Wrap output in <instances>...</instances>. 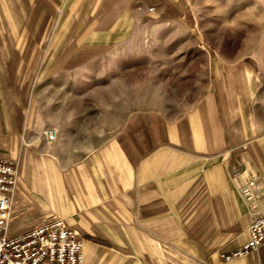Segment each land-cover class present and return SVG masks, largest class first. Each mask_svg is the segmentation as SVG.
I'll use <instances>...</instances> for the list:
<instances>
[{
    "label": "crops",
    "instance_id": "1",
    "mask_svg": "<svg viewBox=\"0 0 264 264\" xmlns=\"http://www.w3.org/2000/svg\"><path fill=\"white\" fill-rule=\"evenodd\" d=\"M44 1L83 26L60 37L75 43L61 51L8 46L17 34L0 32V159L19 168L12 233L63 219L84 240L83 264H264V244L246 258H222L251 236L252 212L241 194L248 179L258 183L264 211V74L249 62L229 70L234 79L210 83L189 108L174 94L172 116L161 110V80L148 78L157 91L127 96L121 118L119 100L111 99L110 120L98 127L74 122L63 109L62 142L49 144L53 117L30 93L38 56L46 57L41 70L60 71L68 83L71 72L77 79L91 68L118 72V58L149 55L146 34L166 30L171 18L162 14L180 0ZM7 13L19 21L17 8ZM71 53L111 62L54 67L55 55Z\"/></svg>",
    "mask_w": 264,
    "mask_h": 264
},
{
    "label": "rangeland",
    "instance_id": "2",
    "mask_svg": "<svg viewBox=\"0 0 264 264\" xmlns=\"http://www.w3.org/2000/svg\"><path fill=\"white\" fill-rule=\"evenodd\" d=\"M12 8L21 12L15 24L7 13ZM162 15L171 18V24L165 25L167 28L161 34H146L144 42L149 55L118 58V72L91 68L81 72L78 79L72 78L76 73L69 72L71 80L68 83L60 71L41 70L46 57L38 56L40 69L31 72L30 93L34 92L32 98L36 99L39 111L53 117L55 125L47 130L56 132L53 143L61 144L62 129L67 128L68 121L61 115L63 109L71 113L74 122L84 120L98 127L106 118L110 120L111 99L119 100L116 104L121 118L131 106L126 103L127 96L140 99L148 88L157 91L156 87H148L149 79L151 82L161 80V110L172 116L174 94L182 93V108H189L209 90L210 83L234 79L229 70L236 71L249 62L257 69V74H264V0H180L168 6ZM186 16L187 24L183 20ZM189 17H195L197 24H191ZM176 23L182 24L181 31ZM82 26L68 21L62 7L44 0H0V32L16 33L18 37L13 41L6 39L8 46L71 50L75 43L60 37L78 32ZM192 27L197 31H190ZM2 42L0 40V44ZM94 57L72 53L55 55L54 67L60 63L108 66L111 62L108 59L95 62ZM72 79L81 82H72ZM23 91L25 93L26 88ZM258 93H253V100L258 98Z\"/></svg>",
    "mask_w": 264,
    "mask_h": 264
},
{
    "label": "built area",
    "instance_id": "3",
    "mask_svg": "<svg viewBox=\"0 0 264 264\" xmlns=\"http://www.w3.org/2000/svg\"><path fill=\"white\" fill-rule=\"evenodd\" d=\"M46 136L49 144L56 140L54 130L47 131ZM18 175L17 163L0 159V264H83L84 240L63 219L46 222L21 235L12 233L11 209ZM241 194L252 212L251 236L243 247L222 256L226 262L246 258L264 244V211L258 205L262 195L256 180L248 179Z\"/></svg>",
    "mask_w": 264,
    "mask_h": 264
}]
</instances>
